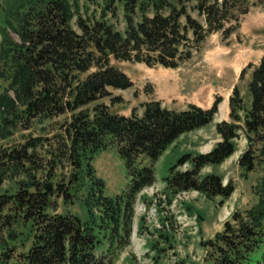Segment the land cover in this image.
<instances>
[{"label": "trees", "instance_id": "16d2710c", "mask_svg": "<svg viewBox=\"0 0 264 264\" xmlns=\"http://www.w3.org/2000/svg\"><path fill=\"white\" fill-rule=\"evenodd\" d=\"M79 2L12 0L4 8L0 76L7 83L0 90V137L29 129L34 120L64 115L54 134L55 147L46 149L54 154L52 161H65L72 169L65 181L49 173L36 178L44 169H39L35 151L45 146L47 136L0 144V264H111L117 248L128 243L136 195L154 180L152 164L143 159L153 161L180 134L208 124L219 101L176 109L150 99L141 103L140 112L112 111L96 100L110 95V88L133 82L111 58L175 67L210 32L228 37L241 15L264 0L100 1L103 11L124 6L123 30L103 13L78 14L74 27L73 7L79 8ZM246 66L251 67L249 101L235 85L229 119L215 123L220 139L209 151L183 153L177 163L189 166L177 170L171 165L165 177L175 192L228 196L232 189L223 187L214 173L201 175V169L232 154L240 133L246 138L238 156L241 169L262 172L257 201L235 210L222 230L204 242L201 264H264V54ZM119 99L112 96V101ZM107 146L116 148L129 178V188L114 195L106 194L93 164L95 154ZM57 198L85 216L69 209L51 211Z\"/></svg>", "mask_w": 264, "mask_h": 264}, {"label": "rangeland", "instance_id": "374dc122", "mask_svg": "<svg viewBox=\"0 0 264 264\" xmlns=\"http://www.w3.org/2000/svg\"><path fill=\"white\" fill-rule=\"evenodd\" d=\"M11 1L0 0V41L4 8ZM100 1L80 0L79 8L73 7L75 16L71 24L76 27L74 20L78 14L101 16L103 13L123 30L124 6L115 4V11H103ZM10 33L16 37L12 30ZM262 54L264 3L251 5L241 15L239 27L228 37L223 38L220 31L210 32L193 47L191 56L175 67L111 58V63L121 68L133 82L127 88H110V95L96 100L107 103L112 111L130 114L134 109L140 112L141 103L150 99H159L163 105L176 109L184 108L189 103L209 107L215 99L219 100L217 111L208 124L180 134L153 161L143 159L144 163L152 164L154 180L136 195L128 243L117 248L111 264H201L205 255L204 242L222 230L224 222L235 210H244L255 204L256 185L262 172L259 169H241L238 156L246 146L242 133L235 139L236 147L232 154L221 162L206 164L201 169V175H218L222 186L232 189L228 196L218 194L208 198L196 190L175 192L166 186L165 177L171 165H175L177 170L189 166L187 161L177 163L183 153L209 151L220 139L215 123L229 119V96L235 85L245 102L249 101L247 83L251 67L246 65L248 62H258ZM243 67L245 69L241 74ZM6 83L7 80L0 76V90ZM10 93L13 94L12 91ZM114 95H119L121 99L112 101ZM63 116L34 120L29 129H15L8 137H0V144H18L29 135L47 136L45 146L35 151L39 169L42 166L44 169V173L38 170L42 176L37 173L36 178H48L49 173L52 179L65 181L72 166L65 161H52L54 154L46 149L55 147L54 134L59 130L58 123ZM93 164L97 175L105 182L106 194L114 195L129 188L124 161L114 146L99 150ZM54 200L51 211L69 209L78 212L82 218L85 216L84 211L75 208V205H68V208L62 204L61 198Z\"/></svg>", "mask_w": 264, "mask_h": 264}]
</instances>
